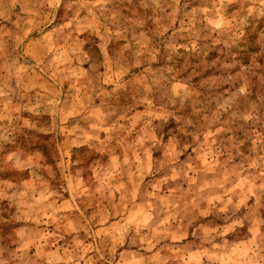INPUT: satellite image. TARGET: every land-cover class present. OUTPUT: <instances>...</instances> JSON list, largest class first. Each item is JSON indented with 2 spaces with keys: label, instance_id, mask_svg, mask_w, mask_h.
Segmentation results:
<instances>
[{
  "label": "rangeland",
  "instance_id": "374dc122",
  "mask_svg": "<svg viewBox=\"0 0 264 264\" xmlns=\"http://www.w3.org/2000/svg\"><path fill=\"white\" fill-rule=\"evenodd\" d=\"M263 71L264 0H0V264H264Z\"/></svg>",
  "mask_w": 264,
  "mask_h": 264
},
{
  "label": "crops",
  "instance_id": "0c3cea01",
  "mask_svg": "<svg viewBox=\"0 0 264 264\" xmlns=\"http://www.w3.org/2000/svg\"><path fill=\"white\" fill-rule=\"evenodd\" d=\"M199 249V248H198ZM198 252V253H197ZM260 253H261V251H260ZM200 253H199V251H196V261H195V263H191V262H193V259L192 258H194L193 257V255H192V253H190V254H186V255H184L183 256V258H182V260L184 261V264H201V262L200 261H198L197 260V256L199 255ZM262 254V253H261ZM249 256H252L253 257V259L254 260H256L257 261V253L256 252H252V254H248V258H249ZM168 257V256H167ZM261 260V258L260 259H258V261H257V264H259V263H261V264H263V261H260ZM163 262H164V260H161V261H159V262H156L157 264H163Z\"/></svg>",
  "mask_w": 264,
  "mask_h": 264
},
{
  "label": "trees",
  "instance_id": "16d2710c",
  "mask_svg": "<svg viewBox=\"0 0 264 264\" xmlns=\"http://www.w3.org/2000/svg\"><path fill=\"white\" fill-rule=\"evenodd\" d=\"M264 72V71H263Z\"/></svg>",
  "mask_w": 264,
  "mask_h": 264
}]
</instances>
